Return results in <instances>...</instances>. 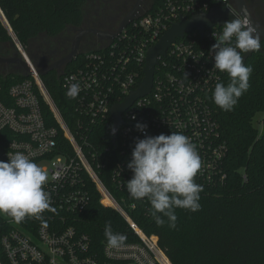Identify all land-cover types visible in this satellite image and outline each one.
I'll list each match as a JSON object with an SVG mask.
<instances>
[{
    "label": "built area",
    "instance_id": "2783aa9c",
    "mask_svg": "<svg viewBox=\"0 0 264 264\" xmlns=\"http://www.w3.org/2000/svg\"><path fill=\"white\" fill-rule=\"evenodd\" d=\"M214 5L237 11L234 0H154L118 37L78 55L75 67L60 76L66 92L71 83L81 84L75 98V128L14 34L30 74L14 82L6 81L12 73L0 75V137L9 134L2 160L20 151L48 172L43 187L55 211L46 210L39 219L25 217L20 223L0 214V264H173L121 203L130 202L129 209H135L138 202H148L128 193L126 181L132 172L127 163L137 137L180 132L190 139L201 160L195 182L214 186L226 182L228 143L208 103V94L227 74L214 68L211 53L224 23L207 26L203 34L194 29L171 43L159 57L150 92L122 112L123 122L115 134L112 107L139 88L148 50L172 24ZM137 122L147 125L144 132L136 129ZM104 125L111 127L112 145L101 151L91 133ZM111 150L112 156L117 155L111 184L122 193L120 199L101 172L105 167L101 157ZM92 183L101 201L125 218L138 240L125 241L119 248L108 247L106 241L98 246L91 235L78 229L75 221L91 202Z\"/></svg>",
    "mask_w": 264,
    "mask_h": 264
},
{
    "label": "trees",
    "instance_id": "16d2710c",
    "mask_svg": "<svg viewBox=\"0 0 264 264\" xmlns=\"http://www.w3.org/2000/svg\"><path fill=\"white\" fill-rule=\"evenodd\" d=\"M86 2L0 0V47L2 42L12 38L1 14L24 46H28L42 33L57 36L70 25H81ZM261 44L260 51L242 53L244 64L250 66L252 72L248 90L232 111L225 112L214 103L215 87L208 94V103L228 143L226 182L218 186L200 183L203 191L199 211L176 208L174 228L169 227L167 217H162L164 224L156 223L149 202H138L135 209H129L130 202H121L140 227L154 237L173 264H264V37H261ZM77 60L74 59L66 71L74 68ZM22 78L10 74L6 81ZM43 80L67 122L75 128L76 100L66 96L56 71L44 75ZM229 82L226 74L220 83L227 85ZM8 137V133L0 137V160ZM91 140L101 151L111 147V127H97L91 133ZM112 152L101 157L105 164L101 172L120 199L122 193L111 184L117 159ZM89 186L91 202L76 218L78 229L91 235L98 246L106 241L104 230L108 223L114 233L126 236L125 241L138 240L125 218L101 201L93 183Z\"/></svg>",
    "mask_w": 264,
    "mask_h": 264
},
{
    "label": "clouds",
    "instance_id": "9594fccd",
    "mask_svg": "<svg viewBox=\"0 0 264 264\" xmlns=\"http://www.w3.org/2000/svg\"><path fill=\"white\" fill-rule=\"evenodd\" d=\"M231 13L235 15L232 10ZM215 39L211 49L214 68L226 72L230 82L217 83L212 98L221 110L229 112L249 88L252 68L244 64L241 53L260 51L261 36L247 19L237 17L226 21L222 34ZM80 92L81 84L71 83L66 96L75 99ZM135 127L144 132L147 125L137 122ZM115 132L113 127L112 133ZM127 168L132 172L126 181L128 193L135 200L146 199L151 204L158 225L165 223L162 217H167L169 227L174 228L176 208L199 211L203 188L194 177L201 168V160L195 146L183 133L137 137ZM48 179V172L23 152L8 155L7 161L0 160V214H7L20 223L25 217L39 219L46 210L54 212L51 196L43 187ZM104 235L110 248H119L126 240L124 234L112 231L110 223L106 224Z\"/></svg>",
    "mask_w": 264,
    "mask_h": 264
},
{
    "label": "water",
    "instance_id": "95a60500",
    "mask_svg": "<svg viewBox=\"0 0 264 264\" xmlns=\"http://www.w3.org/2000/svg\"><path fill=\"white\" fill-rule=\"evenodd\" d=\"M234 2L237 11L232 10L228 7L214 5L209 9V11H199L191 17L181 16L180 20L172 24L169 30L163 35L161 40L148 50L146 66L144 69L145 77L140 83L139 88L132 91V93L126 98L124 102L116 103L112 107V115L114 121L113 127H115L116 131L118 130L120 124L123 122L122 112L125 111L134 102L135 99L150 92L153 85L154 75L156 73V65L159 63V57L166 54L167 49L177 37H182L185 33L191 32L194 29L199 30L203 34L207 26L213 27L216 24H223L226 21L235 19L237 17L239 18V15L246 17L249 22L254 27H256L260 36L264 37V27H260L258 25L256 18L249 11L245 0H235ZM143 4L144 0H137L135 6L124 17L118 30L114 33H109L107 31L99 29H88L78 34L74 40L72 52L63 60H60L54 64H46L45 62H43L42 56H39V59L34 61L39 74L44 76L51 71H55L60 66L72 62L74 58L82 53L81 51H79V45L82 36L86 33L93 32L100 35L101 37L110 40L117 37L126 26H128L135 18H137L141 14ZM230 9L235 13L236 16L231 13ZM11 33L14 36L15 33L13 29L11 30ZM0 62L17 64V71L12 74L21 76H28L30 74V67L23 59L19 51L12 57L0 55ZM58 75L60 77L62 74Z\"/></svg>",
    "mask_w": 264,
    "mask_h": 264
},
{
    "label": "flooded vegetation",
    "instance_id": "af4514ba",
    "mask_svg": "<svg viewBox=\"0 0 264 264\" xmlns=\"http://www.w3.org/2000/svg\"><path fill=\"white\" fill-rule=\"evenodd\" d=\"M87 1L89 3L93 1V12L91 13V15H86L84 12V21L81 25H70L57 36H49L46 33H42L36 38H34L32 41H30L31 44H29L32 47L29 48V53L33 61L38 60L39 56H42L43 62H45L46 64H54L60 60H63L72 52L76 36L84 30L99 29L107 31L109 33L116 32L124 17L135 6L137 0ZM153 1L154 0H144L143 8ZM245 2L249 11L256 18L258 25L260 27H264V0H245ZM42 36L49 41L46 40L45 42H41V44H39L40 40L42 39ZM112 40L101 37L96 33L89 32L82 36L79 45V51L85 52L90 49L100 48L105 46ZM1 48L2 47H0V52L3 51ZM0 55L7 56L8 54L0 53ZM70 63L60 66L55 71L58 74L65 73ZM16 69L17 64L15 63L0 62V75L6 73H13L16 71Z\"/></svg>",
    "mask_w": 264,
    "mask_h": 264
},
{
    "label": "rangeland",
    "instance_id": "374dc122",
    "mask_svg": "<svg viewBox=\"0 0 264 264\" xmlns=\"http://www.w3.org/2000/svg\"><path fill=\"white\" fill-rule=\"evenodd\" d=\"M92 3H93V1H91L90 3L87 1L86 2V4H85V6H84V11H85V14L87 15H91V13L93 12V6H92ZM2 15V18H3V20L5 21V23L7 24V26H8V29H9V32H10V34H11V36H12V38L10 39V40H7V41H4V42H2L1 43V49L3 50V51H1L0 53L1 54H8L7 56H14L17 52H18V45H17V43H16V41H15V37L12 35V33H11V27H10V25L8 24V22L6 21V19H5V17L3 16V14H1ZM96 17V16H95ZM42 39L40 40V43L39 44H41V42H45L47 39H45V37H41ZM47 41H49V40H47ZM21 42V41H20ZM22 43V42H21ZM31 44V43H30ZM28 45V46H26V48L25 49H27L28 51H29V48H31L32 46L31 45ZM22 45L24 46V44L22 43ZM33 50H34V46H33ZM32 58V57H31ZM16 71H17V69H16ZM15 71V72H16ZM14 73V72H13ZM2 75V74H1ZM44 164H48V163H44Z\"/></svg>",
    "mask_w": 264,
    "mask_h": 264
}]
</instances>
